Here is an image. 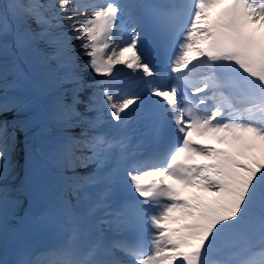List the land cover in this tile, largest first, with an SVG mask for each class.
Listing matches in <instances>:
<instances>
[{"label":"snow or ice","instance_id":"obj_1","mask_svg":"<svg viewBox=\"0 0 264 264\" xmlns=\"http://www.w3.org/2000/svg\"><path fill=\"white\" fill-rule=\"evenodd\" d=\"M0 264H264V0H0Z\"/></svg>","mask_w":264,"mask_h":264},{"label":"rangeland","instance_id":"obj_2","mask_svg":"<svg viewBox=\"0 0 264 264\" xmlns=\"http://www.w3.org/2000/svg\"><path fill=\"white\" fill-rule=\"evenodd\" d=\"M195 190H188V191H185V193L183 194L185 196V198H191V193L194 192ZM172 225H175L176 227H180L181 225L179 224H172Z\"/></svg>","mask_w":264,"mask_h":264},{"label":"bare ground","instance_id":"obj_3","mask_svg":"<svg viewBox=\"0 0 264 264\" xmlns=\"http://www.w3.org/2000/svg\"><path fill=\"white\" fill-rule=\"evenodd\" d=\"M171 182V181H170Z\"/></svg>","mask_w":264,"mask_h":264}]
</instances>
